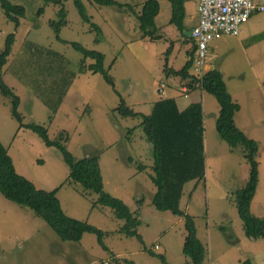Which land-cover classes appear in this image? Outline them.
Segmentation results:
<instances>
[{
    "label": "rangeland",
    "instance_id": "1",
    "mask_svg": "<svg viewBox=\"0 0 264 264\" xmlns=\"http://www.w3.org/2000/svg\"><path fill=\"white\" fill-rule=\"evenodd\" d=\"M10 1L22 4L25 16L15 28L0 9V51L5 37L14 33L8 61L0 72L4 82L19 96L21 122L43 125L50 139L65 131L68 139L64 144L76 158L97 156L104 190L122 199L140 220L136 228L140 238L121 234L118 230L123 220L116 218L109 207L92 208L96 195L83 194L79 184L69 183L68 167L59 150L45 145L32 129L20 128L11 116L9 99L0 94V142L16 172L36 188L58 187L56 196L68 216L87 221L106 233L102 239L104 246L91 233H85L78 242L62 241L32 210L0 194V264H190L182 252V217L152 205L155 187L145 172L138 170L139 165H145L150 173L152 165L151 145L144 137L140 118L121 117L113 112L119 97L100 74L76 73L82 55L70 44L78 42L102 52L104 68L113 77L115 89L127 105L147 114L152 101L161 95L160 83H173V76L165 75V64L180 68L190 50V41H185L168 22L170 3L158 0L154 22L161 37L151 40L140 37L134 14L142 0H116L124 4L122 8L82 0L91 21L101 29L100 41L95 42V32L80 19L72 0H62L66 10V25L58 32L62 41L48 24L57 18L59 5H44L42 0ZM184 5L189 15L195 4L186 0ZM40 7L43 12L37 14ZM190 22L187 16L186 28ZM240 29L236 36L225 35L211 41L205 61L220 70L228 92L240 105L234 113L236 125L258 142L257 183L249 210L260 218L264 217V10L252 15ZM25 39L62 54L68 70L75 73L55 113L33 94L32 88L44 89L40 84L32 81L29 89L11 75V71L19 70V59L25 56ZM13 61L16 65L10 71ZM182 85L183 80H179L176 89L184 91ZM176 89L164 86L162 95L173 96ZM204 100V159L208 177L204 183L184 184L180 209L194 219L197 236L205 247L202 264H264V239L246 236L234 205L235 191L249 181V162L240 146L231 148L218 137L215 116L219 105L211 94L206 93ZM148 249L163 254L167 263L158 255H150Z\"/></svg>",
    "mask_w": 264,
    "mask_h": 264
},
{
    "label": "trees",
    "instance_id": "2",
    "mask_svg": "<svg viewBox=\"0 0 264 264\" xmlns=\"http://www.w3.org/2000/svg\"><path fill=\"white\" fill-rule=\"evenodd\" d=\"M80 19L87 23L90 30L95 32V42L100 41L101 29L99 25L91 21L82 0H72ZM100 6H116L122 8L123 3L116 0H87ZM170 3L171 13L169 23L185 38V9L184 0H167ZM44 5H59L56 19L49 20V26L55 31L56 38L62 41L58 32L66 25V10L62 0H42ZM133 10V6L129 5ZM0 9L4 16L18 27L20 18L25 16V8L22 4H15L10 0H0ZM159 10L158 0H144L139 10L134 12L138 22L140 37H148L155 40L161 37L154 18ZM43 12L40 7L37 14ZM14 41V33H9L4 40V48L0 51V69L8 61L11 46ZM71 46L81 53L76 73H98L119 97L118 105L113 112L121 117L140 118L146 141L151 145L152 166L149 175L155 187L152 205L159 211H169L183 219L185 236L182 244V252L188 258L190 264H202L205 258V247L197 236V230L193 217L180 209L179 202L182 189L188 181H202L205 176V159L203 144V111L200 102H192L183 110H179L172 97L161 98L153 102L149 113L144 114L135 111L126 104L120 93L115 89L113 77L105 69L104 54L94 49H88L78 42H70ZM25 56L19 59V70L11 71L16 65L13 61L10 65L11 75L18 79L29 89L31 82L40 84L33 89V94L44 105L48 106L52 113L58 108L71 85L75 73L68 70L65 58L59 52L50 50L29 39L23 43ZM196 49L193 41L185 63L178 69L168 67L165 64L166 77L175 76L183 80L185 91L199 88L211 94L219 105L215 118V130L218 137L225 141L231 148L240 146L243 157L249 162L250 176L247 184L235 191L234 205L242 221L243 230L247 237L252 239H264V217H255L250 213L249 207L254 194V186L257 183L258 142L248 137L235 123L234 113L240 105L232 98L223 80L222 73L217 68L208 69L199 79L190 67ZM91 60V62H88ZM42 77V79H40ZM0 94L8 98L11 103L10 113L20 123L21 127H27L35 131L45 145L56 147L61 153L62 159L68 167L67 180L69 183L79 184L83 194L94 193L96 199L92 201V207L102 205L109 207L114 216L123 220L118 230L125 236L139 237L136 228L140 220L133 215L124 201L104 190L102 175L97 156H85L76 158L65 146L68 134L61 131L55 139H50L46 128L37 123L25 124L18 111L19 96L8 86L0 72ZM51 116H49V119ZM145 166L139 165L138 170ZM58 187L52 190L36 188L27 178L18 174L6 148L0 142V194L7 200L18 205L25 206L41 218L62 241L78 242L85 233L94 234L102 246L105 232L84 220L68 216L62 209L56 196ZM225 230V227H221ZM150 255H158L161 261L166 262L163 254H155L150 249ZM117 263V259H114Z\"/></svg>",
    "mask_w": 264,
    "mask_h": 264
},
{
    "label": "built area",
    "instance_id": "3",
    "mask_svg": "<svg viewBox=\"0 0 264 264\" xmlns=\"http://www.w3.org/2000/svg\"><path fill=\"white\" fill-rule=\"evenodd\" d=\"M194 1L198 21L190 31V36L196 46L191 71L201 79L207 71L205 57L209 43L225 35H238L241 25L252 15L263 11L264 5L257 4L254 0ZM182 89L185 91L186 87L183 86Z\"/></svg>",
    "mask_w": 264,
    "mask_h": 264
},
{
    "label": "crops",
    "instance_id": "4",
    "mask_svg": "<svg viewBox=\"0 0 264 264\" xmlns=\"http://www.w3.org/2000/svg\"><path fill=\"white\" fill-rule=\"evenodd\" d=\"M144 0H142V2H143ZM185 1L186 0H184V4H185ZM192 2H194V4H195V1L194 0H192ZM254 2L255 3H257V4H261V5H264V0H254ZM183 4V5H184ZM184 9H185V18H184V23H185V19H186V17L188 16V18H189V20L191 21L190 22V24H189V27L188 28H186L185 27V30H184V32H185V35H186V37H188V38H186L185 39V41H187V40H189L190 41V49H191V47H192V44H193V39L191 38V36H190V31H191V29L197 24V21H198V15H197V11H196V4H195V7H194V10L189 14V15H187V13H186V6L184 5ZM168 22H169V20H168ZM170 24V23H169ZM172 25V24H171ZM185 26H186V24H184ZM191 26V27H190ZM240 31H241V29H240ZM158 33H159V28H158ZM240 33V32H239ZM181 36H183V35H181ZM184 37V36H183ZM184 45H186L185 43H184ZM188 46H189V44H188ZM188 48V47H187ZM211 47H210V45H209V47H208V49H210ZM187 56H188V53H187ZM187 56H185V57H187ZM188 58V57H187ZM187 58H185V59H183V61H182V65L185 63V61L187 60ZM113 64V63H112ZM111 64V65H112ZM206 66H207V70L208 69H212V68H216V67H214L210 62H206ZM175 69H178V68H175ZM190 73L192 72L191 71V67H190ZM220 71V70H219ZM170 77H172V76H170ZM170 77H167V78H170ZM172 79H173V83L172 84H169V85H167V82L166 81H163V82H161L160 84L162 85V83H163V86L162 87H167V86H169L170 88H173V89H176V87L179 85V78L178 77H175V76H173L172 77ZM72 83H73V81H72ZM72 83H71V85H72ZM71 85L69 86V88L71 87ZM162 87H159V93H160V91H161V95H160V97L159 98H157V99H155V100H153L152 101V103L151 104H153V102H155L156 100H158V99H161V98H167V97H172L174 100H175V102H176V104H177V107H178V109L179 110H183L184 108H186L190 103H192V102H200L201 103V106H202V111H203V103H205V100H204V98H205V94H206V92L205 91H203V90H201V89H199V88H196V89H194V90H190V91H181V89H179V88H177L176 89V94L175 95H173V96H167V97H164L163 95H162V92H163V90H162ZM69 88H68V90H69ZM67 90V91H68ZM190 97V98H189ZM64 99V98H63ZM63 101V100H62ZM62 103V102H61ZM151 107H152V105H150V110H151ZM59 109V108H58ZM219 109V108H218ZM150 110H149V112H150ZM148 112V113H149ZM217 114H218V110H217V113H216V116H217ZM216 116H215V118H216ZM203 127H204V117H203ZM204 132H205V129H204ZM203 144L205 145V143H204V133H203ZM142 166H145V165H142ZM152 166V165H151ZM151 166H149V168L151 167ZM146 167V166H145ZM145 167H143V168H141V171H143V172H145V175H146V177H148L149 178V175L150 174H152V171L150 172V173H148L147 172V170H146V168ZM208 176H204V179L202 180V181H196V180H193L194 181V183H196V182H206V178H207ZM150 179V178H149ZM196 181V182H195ZM92 208H94V207H92Z\"/></svg>",
    "mask_w": 264,
    "mask_h": 264
}]
</instances>
